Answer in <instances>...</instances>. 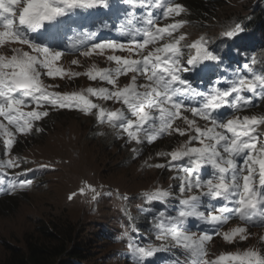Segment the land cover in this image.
Returning <instances> with one entry per match:
<instances>
[{"label": "snow or ice", "instance_id": "snow-or-ice-1", "mask_svg": "<svg viewBox=\"0 0 264 264\" xmlns=\"http://www.w3.org/2000/svg\"><path fill=\"white\" fill-rule=\"evenodd\" d=\"M123 3L131 11L123 13L124 20L117 30L127 32L132 39L91 42L96 32L84 31L80 33L82 38L72 44L73 48L86 47L81 53L83 56H91L97 51L102 54L105 50L129 53L128 56L113 54L107 57L117 65L114 69H96L93 66L84 73L92 81H106L113 86L112 89L88 87L82 91L60 92L50 90L54 86L45 85L42 75L62 79L65 75L76 77L81 73L60 67L57 62L62 52L46 43L36 42L33 34H48L55 41L58 30L70 14L74 15L75 9L108 8L110 0H0V45L19 44L30 49L24 51L15 47L11 49V56L0 54V117L3 118L0 120V137H3L8 157L0 167L20 166V158L10 155L15 136L33 131L34 123L47 116L46 105L75 108L85 113L96 110L100 123L107 122L110 127L126 134L128 142L136 144L151 143L164 133L176 132L180 136L187 133L188 141L178 148L168 153H157L158 156L167 155L168 163L155 165L178 173L174 177L180 181V196L174 205L176 214L170 215L167 210L156 213L153 230L156 239L162 243L159 246L152 243L140 245L130 240L129 254L135 264H145L147 258L168 251V244L163 242L170 241L173 247L183 250L190 264H264V254L252 248L221 253L211 259L206 249V243L213 235L221 236L227 243H233L237 238H248L247 227L244 226L218 231V227L231 218H239L245 225L264 224V141H258V129L264 125V115L236 116L225 121L226 113L222 111L248 107L252 103L251 96L246 97L244 93L264 96V72L254 70L252 65L256 60L253 58L251 64L243 66L249 74L237 73L226 81L227 87H221L217 82L206 91L197 90L184 73L201 71L204 62L218 61L219 57L208 48L205 38L200 37L186 45L194 49L195 54L187 58L186 64L182 63L181 41H185L186 36H174L173 33L186 22L176 20L164 26L156 23L160 10L165 18L179 16L184 11L183 5L170 0H123ZM137 9L144 11L137 12ZM17 18L18 24L15 23ZM241 31L242 26L237 23L221 35L232 38ZM137 36L143 39H136ZM161 41L167 42L161 44ZM149 46H152L151 50ZM133 54L139 58H131ZM72 63L77 64L78 61L73 60ZM129 72L132 73L131 81L118 87L116 78ZM138 76L144 77L146 82L138 84ZM91 97L114 100L124 107L108 110L94 103ZM28 105L35 107L24 111ZM185 112H190L193 119L184 115ZM195 117L206 121V125L200 127ZM177 119H182L187 128L174 127ZM35 130L40 131L38 128ZM193 141L200 146H190ZM177 161L185 162L176 164ZM205 169L211 170L206 178ZM6 175L0 173V186H6L7 191L31 185L30 180L12 182V177L5 180ZM78 191L81 195L91 192L92 200L100 195L87 183ZM76 195L73 192L68 198L71 200ZM142 196L147 203L164 202L171 192L155 188L145 191ZM201 209H206L207 215ZM190 218L211 224V234L205 232L197 236L191 233L187 229ZM124 235L129 234L126 232ZM171 264L184 262L177 257Z\"/></svg>", "mask_w": 264, "mask_h": 264}, {"label": "trees", "instance_id": "trees-1", "mask_svg": "<svg viewBox=\"0 0 264 264\" xmlns=\"http://www.w3.org/2000/svg\"><path fill=\"white\" fill-rule=\"evenodd\" d=\"M175 1L170 0L172 3H175ZM180 2L184 7V11L179 17L180 20L186 22L184 26L193 33L194 38L204 37L208 48L223 61V64H217L215 61L211 63L204 62L203 67H205V70L195 73H184L185 78L191 81L194 88L206 91L217 82H219L221 87H227L226 81L234 78L237 73L242 74L244 72L241 64L242 58L234 55V51L223 53L222 49L226 47H234L237 53L244 51L248 64H251L253 58L256 60L254 65L256 72L261 73L264 70V0H180ZM95 9L91 10L90 15L85 19L87 27L92 29L109 26L118 32V34L116 33L113 36L118 41L132 39L127 32L117 30L121 21L124 20L123 13L131 11L129 6L123 3V0H110L108 8L98 6ZM136 11L143 12L144 10L137 9ZM154 15H157V13L154 12ZM74 16L75 19L68 23V26L74 27V25L78 24L77 15L74 14ZM174 18L175 16L163 17L162 10H160L156 23L159 26H164L168 21L174 22ZM237 23L242 26V31L237 36L227 38L221 35L229 26H234ZM58 32L55 42L63 44V41L59 38H63L62 35L65 34V31L61 29ZM176 33L174 32L173 34ZM33 37L37 42V35L33 34ZM104 37L100 40H103ZM96 38L97 36L92 38V40ZM111 51L105 50L102 54L98 53L101 56L105 55V53L108 55L110 53L111 55L127 56L126 54L128 53L126 51L112 53ZM226 53H228V57L233 56V59L227 61ZM71 54L62 52V56L57 63L59 66H64L66 71L79 72L81 75L76 77L65 75L62 79L59 77L53 78L58 85L50 78L42 77L43 82L46 81L54 86L50 90L60 92H65L66 90L76 91L77 88L73 85L76 86L87 79L84 73H86V68L92 62L84 59L80 54L78 58L74 59ZM184 57L185 54L182 53V63ZM73 60L78 61V63L73 64ZM116 66L114 62L108 61L105 68L99 67V69H114ZM131 77V72L120 75L116 78L117 86H123L128 81H131ZM95 82L101 81L95 80ZM145 82L144 77H137L138 84ZM102 87L112 89L113 86L105 81ZM244 95L246 97L251 96L252 103L248 107L239 110L223 109L222 111L226 113L225 121L236 116L242 118L245 115H264V96L257 97L250 93H244ZM91 99L94 103L100 104L101 107L108 110H115L114 108L117 107V103L112 100H104L102 102L95 97H91ZM120 105L124 107L122 103ZM45 108L48 114L42 117L39 122L44 124L46 128L37 134L30 133L27 138L23 139V143L18 146V150L31 149L33 146L26 141H33L43 137L44 134L48 133L49 128L53 127L54 123L61 119H80L82 123H87L89 128L86 131L75 129V132H78V139L75 141L72 136L67 140L70 150L74 149V145L81 147L80 144L82 143L91 144L92 141L95 142V146L104 148L103 151L106 154L103 160L99 159L106 166L105 169L103 168V172L108 170L111 172L109 175L111 180L108 179V176L106 177V174H103L107 178L106 181H115V177H119L121 182L117 180V183L124 188L127 186L124 183V178L128 182L132 181L134 182L133 184H137L134 186L128 185L129 189L134 188L129 193L117 185L102 181L100 173L98 174L96 171L83 176L80 182L75 183L74 186L69 185V189L60 203L44 202L43 209L39 210V212L42 211L41 214L35 213L34 215L36 216L30 217V228L28 227L21 234L16 241L17 244L5 241L0 237V264H97L106 257V253L111 249L110 258L115 255V247L112 248L116 244L114 237L116 234L122 236L126 232L128 233L129 212L132 205L137 202H141L143 205H155L157 203H147L142 193L155 188H162L171 192V196L167 201L172 205L177 203L180 196V181L174 177H177L178 173L168 167H155L156 164H167L164 161V157L165 159L169 158L167 155L163 157L155 155V153H168L167 150L172 148L173 143L177 144L180 137L167 136V138H157L151 143H142L144 146L141 151H133L128 146L126 134H122L118 129L110 127L107 122L100 123L96 118V110L85 113L78 109L75 112L67 110V108H52L50 105H46ZM199 120L202 126L206 125V121L200 118ZM258 132L260 133L258 141H263L264 125L259 127ZM81 149V154L77 158H72L77 160L76 165H78L79 161H84L85 157L88 160V157L91 156L90 150L93 148L87 146V148ZM59 153L54 155L52 159L43 160L33 152L28 157V160L23 162V167H29L31 171L18 179L12 177V182L30 180L31 185L25 188H18L15 191H9L3 199H0V212L14 206L21 199L27 200L26 198L31 192L42 191V193L49 192V196L53 195L52 187L54 184H49L48 177L51 175L54 177L63 165L68 164V167L71 166L70 160H64L61 152ZM77 155L78 153H76ZM135 156H139L149 162H145L140 168H137L136 166L142 160L136 159ZM41 165H46L47 167H41ZM120 168L127 171L123 174L124 177L116 173ZM131 168L136 174L133 180V175L129 170ZM210 171V169L204 170L205 178ZM66 173L67 171H64L63 175L59 174V180H66ZM116 174L118 175L116 176ZM145 174H148L146 178L143 177ZM85 183L92 185L100 193L96 200L91 199V192H86L83 195L79 194L78 190ZM73 192H76L77 195L70 200L68 197ZM117 214L120 224L116 227L115 217ZM2 216L3 214L0 215V217ZM105 247H108V249L99 256L98 253ZM257 248L264 254V240L257 242ZM92 258L94 259L91 261ZM110 261L106 258L103 264H109L108 262ZM118 264L125 263L119 261Z\"/></svg>", "mask_w": 264, "mask_h": 264}, {"label": "rangeland", "instance_id": "rangeland-1", "mask_svg": "<svg viewBox=\"0 0 264 264\" xmlns=\"http://www.w3.org/2000/svg\"><path fill=\"white\" fill-rule=\"evenodd\" d=\"M177 3L181 4L180 0ZM89 15H90V11L88 10L86 12V16L84 18L82 17L80 19V21L78 22V25L79 26L82 25L83 22L85 21L86 17ZM176 20H180V17L175 16L174 22ZM17 21H18V18H17ZM102 29L107 31V32L112 31V28H110L109 26H104V27H102ZM177 30H178V32L176 34H173L174 36H179L181 34H185V36H186L185 41H181V45H183L181 52L183 54H185L183 63L186 64L187 58L190 55L195 54V50L189 49L186 45L195 41L196 38L193 37V33L188 31V29L184 25ZM80 33H82V32H78V34H80ZM78 37H79V35H78ZM164 42H167V41H162L160 43L162 44ZM15 47H21L24 51H30V49L26 45L21 46L19 44H7V45L2 46V49H1L2 55L11 56L13 54L11 49L15 48ZM222 50H223L222 51L223 53L229 52V51H234V55H238L239 57L242 58V61H243L242 66H244L245 64H248L246 53L244 51L237 53V50L234 49V47H232V46L226 47ZM226 54H227V61L233 59V56L228 57L229 56L228 53H226ZM72 56L75 59V58H78L79 54L72 55ZM211 62H214V61H206V63H211ZM215 62H217V64H219V63L223 64V61L220 59L218 61H215ZM60 67H62L64 69V66L60 65ZM252 67L254 68V65H252ZM203 70H205V67H202V71ZM262 72H264V70ZM248 74H249L248 70L244 68V72L242 73V75H248ZM43 83L45 85H52L51 83H48L46 81ZM65 92H72V91L66 90ZM100 100L102 102H104V100H102V99H100ZM118 108H122V106L117 105V107L114 109H118ZM67 110H72V111L76 112L77 109L73 108V109H67ZM184 115L188 116L189 119H193L192 114L190 112H185ZM195 120H196V123L200 127H204V126H202V123L198 117H195ZM173 126L179 127V128H187V125L184 123V121L182 119H177L174 122ZM44 128H46V126L44 124H42L41 129H44ZM76 128L81 129L83 131H86L89 127H88L87 123H82L80 119H61L60 121L55 122L54 126L49 128L48 133L44 134L43 137H40V138L33 140V141H26L28 144L33 146L31 149L27 150L28 153L32 154L33 152H35L36 156L42 158L43 160H47V159H52L54 157V155H56V154L58 155V154H60L59 152H61L62 158H64V160H67V161L70 160L71 166L68 167V164L63 165L60 168V170H58L56 172V175L54 177L52 175L48 177L49 184H54L52 187V191H53L52 194L53 195L49 196V194H48L49 192L42 193V191L31 192L28 194V196L26 198L27 200L21 199L14 206L8 207L7 209L2 210V212H0V215L3 214V216L0 217V237L3 238L5 241H9L11 243L17 244L16 241L21 236V234L25 230H27L28 227L30 228V225H31L30 224V217L36 216V215H34L35 213H38V215L41 214L42 211L39 212V210L43 209L44 202H52L55 204L60 203L62 201V199L64 198V195L67 193L66 191H68L69 185L71 184L74 186L75 183L80 182V179L83 176H85L87 174H91L92 171H96L98 174L100 173V177L102 178V181H105L108 184L117 185L121 189H124L129 193H131L132 192L131 190L134 189V188L129 189L128 185L134 186L137 183L133 184L134 182H132V181L128 182L126 180V178H124V183H125V185H127L126 188H124L123 186H121L117 183V180L120 181L119 177H115V181H110V182L106 181L107 176H108V179L111 180V177H109L111 172L109 170L106 172H103V168L105 169L106 166L104 165V162L100 161L106 157V154L103 151L104 148H100L98 146H95V142L92 141L91 144H87L86 142L82 143V144H80L81 147H79V145H74V147H73L74 149L70 150L71 148L69 147L67 140H69L73 136L75 138V141H77L78 132L77 133L75 132ZM37 132H36V134H37ZM167 136H171V137L179 136L180 137L177 144L173 143L172 148L167 150L168 152L178 148L180 145H182L183 143L188 141V134L187 133L184 136H180L176 132H172L171 134L164 133V134L160 135L158 138H167ZM87 146H90V148H93L92 150H90L91 156L88 157V160L85 157L84 161L81 160V161H79L78 165H76L77 160L76 159L73 160L72 158H77L82 152L81 148H87ZM128 146L130 147L131 150L136 149V150L141 151L142 147L144 145L142 143L136 144L134 142H128ZM190 146L199 147L200 145L197 142L193 141ZM113 150H115V149H113ZM76 153H78L77 156H76ZM123 155H125V154L123 153ZM155 155H157V153H155ZM135 158L142 160L140 162V164L138 166H136L137 168H140L145 162H149V161L144 160L143 158H141L139 156H135ZM168 160H169V158L165 159V157H164V161L166 163H168ZM183 162L184 161H177L176 164H180ZM129 170L131 171V173L133 175V177H132V180H133L134 176L136 175L135 171H133V168H131ZM64 171H67L66 180H63V179L59 180L58 175L59 174L63 175ZM125 172H127L125 169L120 168V169H118V172H116V173H118L119 176L124 177L123 174ZM103 174H106V177L103 176ZM118 174H116V176ZM147 175L148 174H145L143 177L146 178ZM57 180H59V181L57 182ZM195 225H196V223L193 226H191L190 229H193L195 227ZM217 244L220 247V249H223V250L229 249L227 246H225L226 243L223 241L217 240ZM115 246L116 245H114L112 248H114ZM106 249H108V247H105L104 249H102L98 253V255L101 256ZM252 249L258 250L256 248H252ZM96 250H98V249H96ZM111 251H112V249L110 251H108L106 253V257L101 259L97 264H103L105 262L106 258L109 259L111 256L110 255ZM221 253H226V251H222ZM95 258H98V257H95ZM152 258L153 257L148 258V260H151ZM93 259L94 258H92L91 261ZM171 261H172V259L170 257H168L161 264H171ZM108 263L111 264V261Z\"/></svg>", "mask_w": 264, "mask_h": 264}, {"label": "clouds", "instance_id": "clouds-1", "mask_svg": "<svg viewBox=\"0 0 264 264\" xmlns=\"http://www.w3.org/2000/svg\"><path fill=\"white\" fill-rule=\"evenodd\" d=\"M178 1L179 0H176L175 3H177ZM77 10L78 9L74 10V14H76V15H77ZM74 19H75V16L73 14H70L69 18L65 20L64 24L59 29V31L61 29H63V31H65V34L62 35L63 38L60 37V40L63 41V44L62 43H56L55 41H53L54 45L52 46V48H54L55 50L61 51V52L70 53V50L67 47L71 48V51L75 50V48L72 47V44L74 43L75 40L82 38L80 36V34H78V32H84V31L96 32L97 38L93 39L91 42H98V41H100V39L102 37H104L107 34V33H104L105 30H103L102 27H98V28L95 27L92 29L87 27V25H85V21L79 27L77 26V28L72 27V26H68L67 24L70 23ZM15 23L18 24L17 19L15 20ZM172 23H174V22L173 21L166 22V24H172ZM0 30H2V29H0ZM175 32H178V30H176ZM78 35H79V37H78ZM37 39H38V41H37L38 43H46L47 46L50 45L49 40H47L45 35H37ZM136 39H143V37L137 36ZM2 46L3 45H0V54H2L1 53ZM62 46L64 47L63 49H62ZM151 47L152 46H149V50H151ZM79 49H82L80 52V55L84 59L90 60L92 62V64L86 68V70H85L86 72L89 69H92L93 66H95L96 69H99V67L105 68L106 63L109 61L107 59V57L109 55H111L110 53H109V55L105 53V55L101 56L98 53L99 51H97V52H94L93 55H91V56H83L81 53L86 50V47L79 46ZM126 55L128 56L129 53H127ZM131 58L138 59L139 57L136 56L135 54H133ZM42 77L48 78L47 76H43V75H42ZM50 80H53V78H50ZM53 82L56 83L54 80H53ZM129 82L130 81H128L126 84H128ZM56 84L58 85V83H56ZM104 84H105V81L95 82V81L90 80L87 77L86 80L80 82L78 85H76V86L73 84H71V85H73L75 88H77L76 91H82L88 87L100 88ZM126 84H124L123 86H125ZM123 86H118V87H123ZM112 101L117 103L118 106H121L120 102H117L114 100H112ZM33 107H35V105H28L27 107L24 108V111H31ZM2 119L3 118L0 117V120H2ZM41 127H42V124L39 121H36L34 123V129L30 133L36 134L37 131L35 129H37V128L40 129V131H38L37 133L41 132L43 130V129H41ZM30 133H28L26 135L25 134H16L15 142L11 146L10 155L13 157H19L21 163H20V166L17 168L0 167V173H6L7 174L4 177L5 180H7L8 177H15L16 179H18L22 175H27L30 172V171H26V170H31V168L23 167V162H26L28 160V157L31 156V154L28 153L27 150L20 151L17 149L18 146L23 143V139L27 138ZM6 159H8V157L5 155L3 137H0V164H2V162L5 161ZM17 173H23V174L17 176L16 175ZM8 192L9 191L6 190V186H0V199H3L8 194ZM205 202L207 203V200ZM160 210H167L170 215L176 214L174 205L170 204L168 201L157 202L155 205H151V204L143 205V204H141V202H137V203L132 205V208H130V212H129V220H130V223L128 225V234L129 235L128 236H125V235L119 236L116 234V236L114 237V241L116 242V244H115L116 246H115L114 250L116 252H115L114 256L109 258V260H111V264H118L119 261L124 262L125 264H135L133 256L130 255L129 251H128V243L130 240L132 242H134L136 244H140V245L152 243L155 246H159L162 243V241L156 239V234H155V231L153 230V216L156 213H158ZM201 210L205 211V215H207L206 209H201ZM195 223H196L195 227L193 229H190V227L193 226ZM119 224H120V221H119V216L117 214V216L115 217L116 227ZM197 225H199V228L197 227ZM235 226H243V223H242V221L239 220V218L229 219L227 222H225L224 224H222L218 227V231H220V232L228 231L229 229H231L232 227H235ZM212 227L213 226L211 224L205 223V222L200 221V220L195 219V218H190L187 222V229L191 233L196 234L197 236H199L205 232H208L209 234H211ZM255 230H256V226L251 227L250 229H247L248 238L245 240H239L237 238L233 243H227L222 239L221 236L213 235L212 239L206 243V249H207L208 257L210 259L214 258V257L220 255L222 251L236 252V251H243V250L249 249V248L258 249L257 248V242L259 240H261L262 234L260 232L255 239V237H254L255 236ZM217 240L225 242L226 243L225 246H227L229 249H226V250L220 249V247L217 244ZM163 243L168 244V251L156 253L151 260H148V258H147L145 261V264H161L168 257H170L172 260L174 258L178 257L182 262H184V264H190V262L187 261V258L183 254V250L180 247H173L170 241H166Z\"/></svg>", "mask_w": 264, "mask_h": 264}, {"label": "bare ground", "instance_id": "bare-ground-1", "mask_svg": "<svg viewBox=\"0 0 264 264\" xmlns=\"http://www.w3.org/2000/svg\"><path fill=\"white\" fill-rule=\"evenodd\" d=\"M78 24L74 25V27L77 28ZM59 38V37H58ZM60 39V38H59ZM70 50V53H72L71 55H77L80 54L82 49H79V46L77 48H75V50L71 51V48L67 47ZM127 195V194H126Z\"/></svg>", "mask_w": 264, "mask_h": 264}]
</instances>
